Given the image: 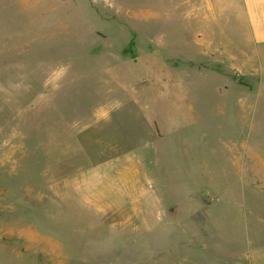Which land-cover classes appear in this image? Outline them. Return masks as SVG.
Masks as SVG:
<instances>
[{
    "label": "rangeland",
    "instance_id": "rangeland-1",
    "mask_svg": "<svg viewBox=\"0 0 264 264\" xmlns=\"http://www.w3.org/2000/svg\"><path fill=\"white\" fill-rule=\"evenodd\" d=\"M179 2L0 0V264H264V72Z\"/></svg>",
    "mask_w": 264,
    "mask_h": 264
},
{
    "label": "crops",
    "instance_id": "crops-1",
    "mask_svg": "<svg viewBox=\"0 0 264 264\" xmlns=\"http://www.w3.org/2000/svg\"><path fill=\"white\" fill-rule=\"evenodd\" d=\"M175 9L181 10V14L188 18L201 17L218 25L222 22L224 29H228V35L222 42L206 36L210 51V56H207L208 73L213 76L211 80L217 87L246 90L244 77L252 80L257 66L264 72V0H180ZM234 23L240 28L238 47L233 45L231 34ZM186 53V49H180L178 57L183 59Z\"/></svg>",
    "mask_w": 264,
    "mask_h": 264
}]
</instances>
